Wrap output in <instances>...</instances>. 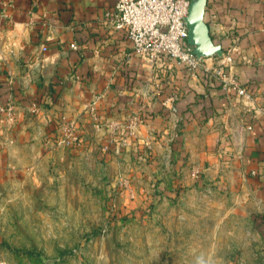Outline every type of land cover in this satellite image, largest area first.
Listing matches in <instances>:
<instances>
[{
    "label": "crops",
    "instance_id": "obj_1",
    "mask_svg": "<svg viewBox=\"0 0 264 264\" xmlns=\"http://www.w3.org/2000/svg\"><path fill=\"white\" fill-rule=\"evenodd\" d=\"M116 3L0 0V60H6L0 100L18 98L26 109L39 101L38 133L46 124L59 140L78 119L79 143L109 160L125 151H162L171 172L186 171L195 157L198 171L234 173L236 183L255 193L264 221V0H207L203 16L213 54L236 46L229 74L253 95L250 110L210 75L135 56L106 17ZM75 43L79 50L71 48ZM21 82L38 97L18 95ZM18 121L33 124L22 113Z\"/></svg>",
    "mask_w": 264,
    "mask_h": 264
},
{
    "label": "rangeland",
    "instance_id": "obj_2",
    "mask_svg": "<svg viewBox=\"0 0 264 264\" xmlns=\"http://www.w3.org/2000/svg\"><path fill=\"white\" fill-rule=\"evenodd\" d=\"M12 102L15 123L0 111V264H264L257 198L234 173L198 171L195 157L171 172L162 151L109 160L85 141L58 145L46 124L38 133L41 112Z\"/></svg>",
    "mask_w": 264,
    "mask_h": 264
},
{
    "label": "built area",
    "instance_id": "obj_3",
    "mask_svg": "<svg viewBox=\"0 0 264 264\" xmlns=\"http://www.w3.org/2000/svg\"><path fill=\"white\" fill-rule=\"evenodd\" d=\"M193 0H117L115 7L106 14L112 28L121 33L132 45V53L145 63L155 66L167 62L169 65L185 69L193 74L203 72L222 85L230 96H235L248 110L254 106L255 99L237 78L230 76L229 69L234 64L236 46L228 43L221 55L200 56L188 43L186 18ZM79 50L78 44H72ZM46 51V48L43 49ZM12 97L0 106V111L9 123L17 120V107ZM1 103V102H0ZM40 102L33 100L30 109L40 111ZM175 112L176 109L171 107ZM250 110V109H249ZM93 118L96 115L92 114ZM253 117L248 118L247 128L254 127ZM131 127L134 124L130 125ZM78 119L68 126V135L58 140V145H79L77 134ZM264 179V174L262 176Z\"/></svg>",
    "mask_w": 264,
    "mask_h": 264
},
{
    "label": "water",
    "instance_id": "obj_4",
    "mask_svg": "<svg viewBox=\"0 0 264 264\" xmlns=\"http://www.w3.org/2000/svg\"><path fill=\"white\" fill-rule=\"evenodd\" d=\"M207 0H193L186 18L188 28V43L194 47L195 52L200 56H210L217 50L210 40L208 27L203 22V16ZM46 264H53L47 260Z\"/></svg>",
    "mask_w": 264,
    "mask_h": 264
},
{
    "label": "trees",
    "instance_id": "obj_5",
    "mask_svg": "<svg viewBox=\"0 0 264 264\" xmlns=\"http://www.w3.org/2000/svg\"><path fill=\"white\" fill-rule=\"evenodd\" d=\"M45 104H47V105H48V104H51V103H49V102H45Z\"/></svg>",
    "mask_w": 264,
    "mask_h": 264
}]
</instances>
